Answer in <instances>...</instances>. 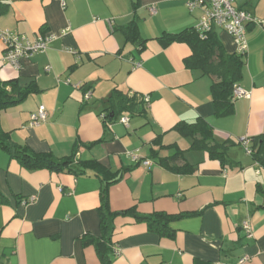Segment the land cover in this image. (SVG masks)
<instances>
[{
    "label": "crops",
    "instance_id": "obj_1",
    "mask_svg": "<svg viewBox=\"0 0 264 264\" xmlns=\"http://www.w3.org/2000/svg\"><path fill=\"white\" fill-rule=\"evenodd\" d=\"M62 1L0 0V32L30 40L55 36L18 69L3 62L0 40V83L17 80L37 90L0 113V128L17 145L72 158L86 173L28 171L0 152V264H100L81 237L101 236V189L110 182L113 213L182 216L170 224L173 238L116 216L111 264H239L243 258L264 264V169L239 143L246 139L250 148L264 133V0L235 3L260 24L246 29L237 85L247 97L224 117L214 115L211 79L185 67L188 45L157 40L197 25L199 13L184 0ZM214 32L228 54L236 52L227 33ZM115 88L148 101L141 114H124L104 128V103ZM40 106L47 119L30 126ZM197 119L211 126L218 143L229 144L224 164L191 149V138L174 128ZM153 151L178 155L173 166L193 171L174 172ZM99 166L107 172L97 175Z\"/></svg>",
    "mask_w": 264,
    "mask_h": 264
},
{
    "label": "trees",
    "instance_id": "obj_2",
    "mask_svg": "<svg viewBox=\"0 0 264 264\" xmlns=\"http://www.w3.org/2000/svg\"><path fill=\"white\" fill-rule=\"evenodd\" d=\"M129 28H125L128 33ZM157 40L162 46H168L173 42L187 44L191 53L184 60L185 67L192 70L196 69L203 76L211 79L210 89L214 115L216 117H224L233 113V103L237 100L233 97V89L238 86L237 83L242 77L244 56L236 52L228 54L219 42L214 29L207 32L203 37L195 31L194 27L178 34H164ZM36 91L34 84L21 87L17 80L1 82L0 113L7 108L22 103L30 94ZM104 105L105 108L102 111L104 128L124 114L130 116L139 115L145 109L142 95L131 94L116 88L111 92ZM174 128L182 136L191 138V149L203 150L208 154L210 160L218 161L221 164L227 162L226 156L229 144L227 142L218 143L213 136L211 126L205 120L197 119L192 124L179 123ZM252 142L249 154L264 169V133L255 137ZM0 152L7 154L10 159L16 160L28 171L49 170L57 173L66 171L75 176H82L86 173L84 164L77 163L72 158L57 159L52 153H34L26 147L17 145L11 140L10 135L2 131L1 128ZM151 157L158 164L174 172L191 173L193 171L189 167L180 169L173 166L174 162L180 159L178 155L161 158L153 151ZM95 172L100 175V173L107 172V170L99 166ZM110 183L105 184L101 189V205L99 207L101 236L94 237L87 234L81 237L85 245L94 247L100 264H111L113 254L110 244L113 228L112 221L116 216H131L135 222L144 224L149 232L155 233L159 237H174V231L171 230L170 224L182 216H173L165 213L140 215L134 209L121 213L111 212L108 205V186Z\"/></svg>",
    "mask_w": 264,
    "mask_h": 264
},
{
    "label": "built area",
    "instance_id": "obj_3",
    "mask_svg": "<svg viewBox=\"0 0 264 264\" xmlns=\"http://www.w3.org/2000/svg\"><path fill=\"white\" fill-rule=\"evenodd\" d=\"M61 4L64 5L62 0ZM185 6L189 12L198 11L200 13L195 31L203 37L207 32L214 28L227 33L235 42L236 53L245 56L247 52L246 29L253 23L260 24V21L253 19L248 13L235 7L237 0H184ZM55 39V36L37 37L33 40L9 31L0 32V40L3 44V62L15 69L19 68L20 60L29 58L34 54L44 52L47 45ZM89 94V93H87ZM86 97H88L86 95ZM233 97L241 99L247 97V93L240 87L235 86ZM148 101V97H144ZM47 119V112L43 106L38 108L37 113L31 115L30 126H37ZM126 123L127 119H122ZM249 154L248 140L239 141ZM129 158L137 160L134 153L129 154ZM148 163H146L147 165ZM244 229L249 234V225L244 224ZM246 259L240 260L239 264H244Z\"/></svg>",
    "mask_w": 264,
    "mask_h": 264
}]
</instances>
